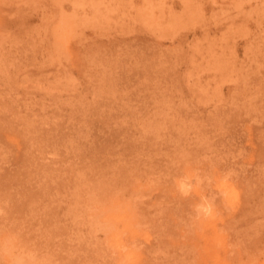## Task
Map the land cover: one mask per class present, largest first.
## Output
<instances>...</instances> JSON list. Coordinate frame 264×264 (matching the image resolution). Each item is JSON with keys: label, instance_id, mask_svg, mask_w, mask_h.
I'll return each instance as SVG.
<instances>
[{"label": "rangeland", "instance_id": "rangeland-1", "mask_svg": "<svg viewBox=\"0 0 264 264\" xmlns=\"http://www.w3.org/2000/svg\"><path fill=\"white\" fill-rule=\"evenodd\" d=\"M0 264H264V0H0Z\"/></svg>", "mask_w": 264, "mask_h": 264}, {"label": "clouds", "instance_id": "clouds-1", "mask_svg": "<svg viewBox=\"0 0 264 264\" xmlns=\"http://www.w3.org/2000/svg\"><path fill=\"white\" fill-rule=\"evenodd\" d=\"M206 211H207V209H206Z\"/></svg>", "mask_w": 264, "mask_h": 264}, {"label": "bare ground", "instance_id": "bare-ground-1", "mask_svg": "<svg viewBox=\"0 0 264 264\" xmlns=\"http://www.w3.org/2000/svg\"><path fill=\"white\" fill-rule=\"evenodd\" d=\"M26 94V93H25Z\"/></svg>", "mask_w": 264, "mask_h": 264}]
</instances>
